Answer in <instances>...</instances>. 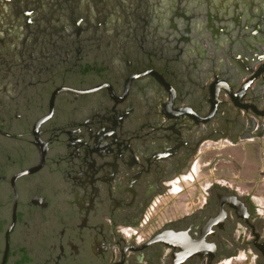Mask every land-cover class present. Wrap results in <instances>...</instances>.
Masks as SVG:
<instances>
[{"label":"flooded vegetation","instance_id":"obj_1","mask_svg":"<svg viewBox=\"0 0 264 264\" xmlns=\"http://www.w3.org/2000/svg\"><path fill=\"white\" fill-rule=\"evenodd\" d=\"M205 1L0 0V264H264L208 155L264 147V36Z\"/></svg>","mask_w":264,"mask_h":264},{"label":"rangeland","instance_id":"obj_2","mask_svg":"<svg viewBox=\"0 0 264 264\" xmlns=\"http://www.w3.org/2000/svg\"><path fill=\"white\" fill-rule=\"evenodd\" d=\"M247 142L237 147L222 143L219 151H210L208 155L217 157L218 164L214 166L215 177L233 180L245 189H253L264 196V178L260 177L264 170V147L257 151L250 149ZM246 148V149H245Z\"/></svg>","mask_w":264,"mask_h":264},{"label":"water","instance_id":"obj_3","mask_svg":"<svg viewBox=\"0 0 264 264\" xmlns=\"http://www.w3.org/2000/svg\"><path fill=\"white\" fill-rule=\"evenodd\" d=\"M185 3V0H176L177 4H181V3ZM205 3L207 4V9L208 11L211 9V7L214 10H218V11H224L228 17V15L230 14V11H232V13L236 12V11H240L243 16L246 18L247 21H253L254 23H256V25H258V29L260 30L258 33H254L252 34L254 36L253 40L256 43H260V39L258 38V35L264 36V9L262 8L261 4H256L258 2H256L255 0H221L218 3H214L211 2L209 0H206ZM233 21V20H232ZM223 26H222V31H226L223 32L222 36L220 37V34H217L219 38H221L222 40H225V37H228L229 40L231 41V34L233 31L231 26V21H230V17H228V19L224 20L223 22ZM235 27L239 28L238 31V35H240L239 40H243L242 38H250L247 37V33L244 34L242 32V28L241 26H237V24H235ZM233 27V29L235 28ZM243 36V37H242ZM214 41H217L215 38H213Z\"/></svg>","mask_w":264,"mask_h":264},{"label":"crops","instance_id":"obj_4","mask_svg":"<svg viewBox=\"0 0 264 264\" xmlns=\"http://www.w3.org/2000/svg\"><path fill=\"white\" fill-rule=\"evenodd\" d=\"M256 2H260V1H262V0H255Z\"/></svg>","mask_w":264,"mask_h":264}]
</instances>
